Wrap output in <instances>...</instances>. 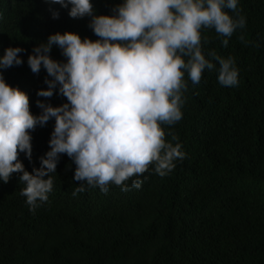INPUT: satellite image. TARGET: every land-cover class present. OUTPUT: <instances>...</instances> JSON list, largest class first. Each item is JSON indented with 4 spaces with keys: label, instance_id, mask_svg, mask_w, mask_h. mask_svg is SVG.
Masks as SVG:
<instances>
[{
    "label": "trees",
    "instance_id": "16d2710c",
    "mask_svg": "<svg viewBox=\"0 0 264 264\" xmlns=\"http://www.w3.org/2000/svg\"><path fill=\"white\" fill-rule=\"evenodd\" d=\"M91 2L96 15H113L123 0ZM70 7L0 0V55L9 46L24 49L23 64L4 69L3 76L27 93L33 115L42 111L38 100L54 107L67 103L59 85L50 98L37 95L52 78L43 66L38 74L31 71L27 59L33 48L56 32L99 39L89 27L91 17L71 18ZM238 8L246 24L231 37L201 30L206 59L212 60L213 50L233 57L238 85L218 82L215 60L197 85L185 73L182 119L161 125L166 141L179 143L185 158L164 177L150 166L138 177L139 188L129 180L127 191L110 185L104 193L85 184L73 196L81 186L74 179L76 165L61 154L50 174L53 189L35 213L20 194L25 185L19 173L0 180V264H264V0H238ZM50 56L66 62L56 45ZM54 125L51 118L30 133L31 160L19 154L25 170L40 167Z\"/></svg>",
    "mask_w": 264,
    "mask_h": 264
},
{
    "label": "clouds",
    "instance_id": "9594fccd",
    "mask_svg": "<svg viewBox=\"0 0 264 264\" xmlns=\"http://www.w3.org/2000/svg\"><path fill=\"white\" fill-rule=\"evenodd\" d=\"M45 2L63 8L71 5L68 15L74 19L90 16L89 27L99 39L56 32L33 48L27 59L31 71L38 74L43 66L52 78L45 80L47 89L37 95L50 98L59 85V93L67 99L56 107L38 100L39 115L31 113L27 93L3 76L4 69L23 64L19 54L24 49L9 46L0 55V180L6 183L19 173L25 185L20 194L35 213L53 189L50 174L56 172L61 154L76 165L74 179L81 186L73 196L85 191V184L104 193L110 185L127 191L129 180L139 188L138 177L150 166L159 176L168 175L185 153L179 143L166 141L161 125L182 119L185 73L197 85L204 70L215 67V60L220 65L218 82L238 85L234 58L213 50L208 53L212 60L206 59L201 37L202 29L231 37L237 28H244L238 0H123L113 15H96L91 0ZM51 12L53 19L59 18L58 10ZM204 43L209 41L205 38ZM227 43L225 39L224 46ZM53 45L62 50L66 62L51 58ZM51 118L55 125L50 150L40 157V167L29 172L19 154L31 160L30 133Z\"/></svg>",
    "mask_w": 264,
    "mask_h": 264
}]
</instances>
